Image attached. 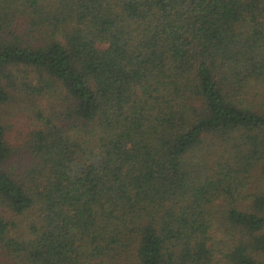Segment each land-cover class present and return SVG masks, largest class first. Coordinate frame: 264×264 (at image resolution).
<instances>
[{
    "label": "trees",
    "instance_id": "obj_1",
    "mask_svg": "<svg viewBox=\"0 0 264 264\" xmlns=\"http://www.w3.org/2000/svg\"><path fill=\"white\" fill-rule=\"evenodd\" d=\"M0 264H264V0H0Z\"/></svg>",
    "mask_w": 264,
    "mask_h": 264
}]
</instances>
